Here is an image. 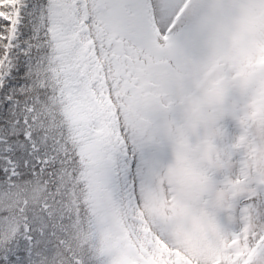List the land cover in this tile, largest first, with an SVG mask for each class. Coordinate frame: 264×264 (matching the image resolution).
Masks as SVG:
<instances>
[{
    "label": "snow or ice",
    "instance_id": "snow-or-ice-1",
    "mask_svg": "<svg viewBox=\"0 0 264 264\" xmlns=\"http://www.w3.org/2000/svg\"><path fill=\"white\" fill-rule=\"evenodd\" d=\"M0 264H264V0H0Z\"/></svg>",
    "mask_w": 264,
    "mask_h": 264
}]
</instances>
